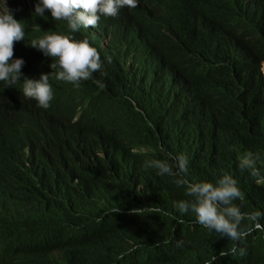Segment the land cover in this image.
Returning <instances> with one entry per match:
<instances>
[{
    "label": "trees",
    "instance_id": "16d2710c",
    "mask_svg": "<svg viewBox=\"0 0 264 264\" xmlns=\"http://www.w3.org/2000/svg\"><path fill=\"white\" fill-rule=\"evenodd\" d=\"M11 13L25 27L18 82L49 74L54 96L42 109L0 82V264H206L230 249L145 162L182 153L190 181L232 174L242 211L264 212V180L238 167L251 152L264 174V0H140L75 32L103 62L79 86L28 46L66 24L32 4ZM239 247L214 264H264V230Z\"/></svg>",
    "mask_w": 264,
    "mask_h": 264
},
{
    "label": "clouds",
    "instance_id": "9594fccd",
    "mask_svg": "<svg viewBox=\"0 0 264 264\" xmlns=\"http://www.w3.org/2000/svg\"><path fill=\"white\" fill-rule=\"evenodd\" d=\"M30 4L37 16L43 17L47 13L52 20L65 23L69 31L63 32V35L54 33L33 39L28 46L38 49L47 57L56 58V63H51L49 67L59 69L55 73L57 80L79 86L81 81H87L94 73L101 72L103 62L99 49L87 39L77 38L75 32L95 29L103 19H113L122 12L137 9L140 0H22L21 3L4 0V4L0 5V82H4L2 86H17L23 97L47 109L54 96L49 74H41L35 80L25 77L21 85L18 81H21V70L25 62L23 59H13L14 43L24 41L25 27L22 21L13 18L15 14L11 10H19ZM263 66L264 61L261 65L264 76ZM100 86L103 87L102 84ZM259 160V155L248 152L240 157L238 167L252 177L264 180V174L257 166ZM145 167L156 169L161 176L175 178V185L182 188L187 197L175 205L179 212L193 213L199 225L233 242L230 249L219 252V257L243 255L244 249L239 245L254 231L264 230V224L261 223L264 212H244L236 203L243 201L245 194L232 174L217 176L215 183L190 181L187 178L189 161L182 153H167L164 159L146 161ZM119 210L117 208L114 212ZM179 222L183 223L182 220ZM182 243L178 242L177 246ZM134 250L128 249L120 258ZM219 257L213 255L206 264H214Z\"/></svg>",
    "mask_w": 264,
    "mask_h": 264
},
{
    "label": "rangeland",
    "instance_id": "374dc122",
    "mask_svg": "<svg viewBox=\"0 0 264 264\" xmlns=\"http://www.w3.org/2000/svg\"><path fill=\"white\" fill-rule=\"evenodd\" d=\"M6 2L21 3L22 0H6ZM1 4H4V0H0V5ZM263 70H264V66H263Z\"/></svg>",
    "mask_w": 264,
    "mask_h": 264
}]
</instances>
